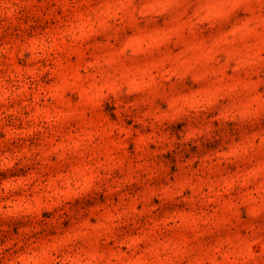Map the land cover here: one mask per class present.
Returning a JSON list of instances; mask_svg holds the SVG:
<instances>
[{"label":"rangeland","instance_id":"rangeland-1","mask_svg":"<svg viewBox=\"0 0 264 264\" xmlns=\"http://www.w3.org/2000/svg\"><path fill=\"white\" fill-rule=\"evenodd\" d=\"M253 71L264 74V0H0V264H264V144H220L191 179L173 169L159 184L184 158L172 151L183 128L155 159L150 129L97 110L98 72L147 89L155 110L185 80L214 101L255 87ZM177 182L188 202L161 213Z\"/></svg>","mask_w":264,"mask_h":264},{"label":"clouds","instance_id":"clouds-1","mask_svg":"<svg viewBox=\"0 0 264 264\" xmlns=\"http://www.w3.org/2000/svg\"><path fill=\"white\" fill-rule=\"evenodd\" d=\"M157 2L175 4L178 0H157ZM232 71L239 73L241 67L238 65ZM97 75L100 76L101 82L108 84V87L104 88L101 93L100 103L102 108L98 105L97 110L108 115H115L118 111L120 116L129 117L126 122L138 127L141 134L149 132L150 129L152 137L157 143L155 159H158L164 151L163 141L160 138L165 137L169 131L183 128L182 132L172 135L175 137L172 151L175 154L179 147L184 158L182 160L169 159L166 162L168 172L162 179H155V183L172 186L173 169H178L177 175L184 173L191 179L194 175L193 169L198 164V157L215 151L220 144L225 146L223 151H228L229 145L240 142L245 136L249 137L253 144L257 141L264 144V133H262L264 118H261V113L264 111V99H261L264 96V89H261V85L264 84V74L258 71H253L249 76L255 87L229 89L230 95H219L214 101L201 96L196 91L205 87L202 80H185L182 87L178 86L175 94L176 104H167L164 101L160 103V108L155 110L152 104L157 103V101L151 103L148 101L150 92L147 89L137 90L139 94L133 95L120 75H116L114 80H106L99 72ZM194 92H196L195 96L193 95ZM181 97H186V99H181ZM165 104H167L166 108L164 107ZM173 108L180 113V116L177 121L166 123L161 118V109L171 110ZM182 121L187 122L186 126L180 123ZM186 127L196 130L195 133L192 135L185 134ZM106 131L107 129H105ZM100 135H103V133H100ZM177 136L180 138L178 139ZM201 138H206L211 143L202 144ZM193 149L196 151L193 152ZM206 149L212 150L205 151ZM97 176L101 181H104V176H100L99 173H97ZM198 183V177L192 179L194 190ZM78 188L79 186H77ZM174 188V199L177 202L165 204L162 201L161 213L164 211L171 212L188 202V196L179 182ZM79 206L81 205L74 203L72 208L75 210ZM149 207H152V205L150 204ZM153 211H155V208H153ZM169 252H172V250H169Z\"/></svg>","mask_w":264,"mask_h":264}]
</instances>
